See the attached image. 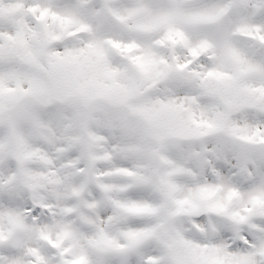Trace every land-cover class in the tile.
Segmentation results:
<instances>
[{
    "label": "snow or ice",
    "instance_id": "snow-or-ice-1",
    "mask_svg": "<svg viewBox=\"0 0 264 264\" xmlns=\"http://www.w3.org/2000/svg\"><path fill=\"white\" fill-rule=\"evenodd\" d=\"M0 264H264V0H0Z\"/></svg>",
    "mask_w": 264,
    "mask_h": 264
}]
</instances>
